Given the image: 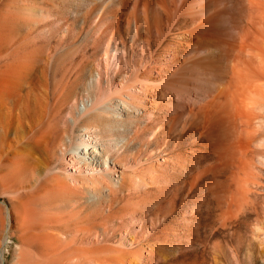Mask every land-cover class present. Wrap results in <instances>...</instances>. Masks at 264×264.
Segmentation results:
<instances>
[{"label": "bare ground", "instance_id": "bare-ground-1", "mask_svg": "<svg viewBox=\"0 0 264 264\" xmlns=\"http://www.w3.org/2000/svg\"><path fill=\"white\" fill-rule=\"evenodd\" d=\"M40 1L0 0L19 264H202L264 175V0H74L72 27Z\"/></svg>", "mask_w": 264, "mask_h": 264}, {"label": "rangeland", "instance_id": "rangeland-1", "mask_svg": "<svg viewBox=\"0 0 264 264\" xmlns=\"http://www.w3.org/2000/svg\"><path fill=\"white\" fill-rule=\"evenodd\" d=\"M44 1H46V0H41L39 5L42 6ZM54 1L55 0H52L51 2L53 3ZM57 1L58 2L60 1V2L58 3ZM65 1L63 2V0H56L54 2L55 4L53 3L54 7H55V5L59 7V8L55 7L56 9L53 8L54 11H58V13L60 12V14H58L57 12L50 13L51 10L53 11V9L49 10L50 12H48V14H50V15L54 14L53 16H57V15H61L62 12L63 13L66 12L65 13L66 16L64 14V16H62V17H64V18L67 17L65 20H66L67 24L70 23L69 26L72 27L73 25L77 24L75 21L74 11H72L75 9V12H76L75 2H74V0H67L66 1L67 4H66ZM69 1H70V3H68ZM88 1H91L90 3H92V1L94 2L95 0H88ZM71 2L73 5L71 4ZM106 3L107 2H105L103 4L106 5ZM95 4H97V3H95ZM70 5L73 6L72 8H74V9L71 10ZM65 6H66V8H65ZM67 6L68 7L70 6L68 9H70L71 11L67 9ZM63 8H65V10ZM60 9H62V10H60ZM68 11H70V12H68ZM68 14H71V15H68ZM72 21H73V23H72ZM45 27H46V24H43L42 28H45ZM84 31H86V29H83V31H81V35L84 33ZM58 36L59 35H55L51 38V43H52L51 45L52 46L57 44V41H58L57 37ZM83 37L84 36H78V38L76 37V38H72V39L70 37H68L69 39H67V43H68V41L70 44L71 43L72 44L73 43H83V42H81V39ZM86 45H88V44L83 43V44L78 46L77 51H76V53H77L76 62L81 59V54L84 53L85 51H87V52H85L86 56H88L89 59H92V55H91L92 50L87 49L88 46L86 47ZM59 77H60V75H59ZM0 191H1V189H0ZM255 192L258 193L257 196L254 194ZM254 193L250 196V199L252 198L253 201H255V203L253 204V206H251L250 208H248L245 211V214H240L238 218H236L232 221V223H234V224H233V228L231 230H224V231L220 230L219 232L216 233L215 236L210 238L209 241L203 242L206 244L207 247H204L205 250L202 251V255H199V260H201L199 262H201L202 264H214L215 262L217 263L219 261L218 264H233L235 262H233V260L231 258V252H234L237 256L236 257L237 263H235V264H263V260L255 254V252H257V249L259 247L256 237L262 232L255 227V224H260L263 227L262 221L264 220V175H263L261 184L255 188ZM1 195L2 194H0V220L2 221V218H3L4 224L6 223L8 226H6L4 231H3L4 228L3 229L0 228L1 229L0 230V255L3 254V259H2V261L0 260V264H19V253H18V251L20 248L19 246H21V245H20L19 240L16 238L18 231H16V227H15V226H18L19 221L17 219L15 220V218L13 216V213H12L13 208H11V207H13V205H12L11 201H9L8 198L3 197ZM204 216H205V214H204ZM7 222L10 224V226ZM204 224H205V222L202 223V225L200 226V231H199L200 235L198 236L199 240H201V238L203 236H204L203 238H206L205 236H207L209 234V232H208L209 226L208 225L206 226V224L205 225ZM1 231H3V232L1 233ZM217 241L219 243H221L223 248L219 252H216V254H213V252L215 253V251L213 249H211L210 247L213 248L214 243H217ZM208 248H209V250H208ZM247 248H249V249L251 248V250L254 253L252 262L246 256L245 251H247ZM211 250H213V252ZM251 250H250V254H251ZM205 252H207V253H205ZM213 255L216 256V258H214ZM255 255H256V257H255ZM212 258H214V261Z\"/></svg>", "mask_w": 264, "mask_h": 264}]
</instances>
